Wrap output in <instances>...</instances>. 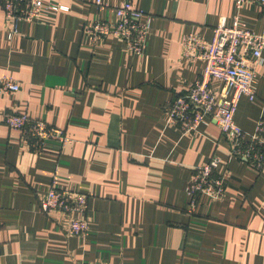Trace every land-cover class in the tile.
<instances>
[{"label":"crops","instance_id":"0c3cea01","mask_svg":"<svg viewBox=\"0 0 264 264\" xmlns=\"http://www.w3.org/2000/svg\"><path fill=\"white\" fill-rule=\"evenodd\" d=\"M50 1L68 9L21 23L17 36L0 4V77L21 86L0 95V264H264V170L230 157L216 123L189 136L167 119L168 104L205 70L183 56V37L210 41L236 15L259 34L264 3L237 12L234 0H131L153 17L145 53L131 55L118 37L94 46L84 33L99 17L95 0ZM109 7L102 16L114 20ZM256 96L242 98L235 115L247 133L264 118V64ZM12 114L65 129L73 141L59 154H35L4 123ZM215 154L230 174L227 196H204L191 216L187 183ZM54 181L88 196L82 238L40 210Z\"/></svg>","mask_w":264,"mask_h":264},{"label":"built area","instance_id":"2783aa9c","mask_svg":"<svg viewBox=\"0 0 264 264\" xmlns=\"http://www.w3.org/2000/svg\"><path fill=\"white\" fill-rule=\"evenodd\" d=\"M237 12L250 4L262 5L264 0H234ZM6 27L11 35L20 34L21 23L35 24L46 12L68 9L50 0H0ZM99 17L84 30L94 46L103 43L108 36L124 42L128 53L143 55L153 17L127 0L110 8L104 0H95ZM110 8L114 20H105L102 14ZM183 56L190 60H203L205 70L201 78L186 91L173 99L167 107V119L180 129L183 135L193 136L205 121L214 122L229 140V155L245 161L256 172L264 170V118L253 133H247L235 121L242 98L255 102L259 69L264 64V28L256 34L247 29L239 15L232 23L224 20L213 31L208 41L195 34L182 39ZM20 84L10 76L0 77V95L16 93ZM4 123L21 133L27 149L35 154H59L73 141L65 129L32 119L27 114L7 115ZM58 142L57 150L49 148V142ZM226 162L215 154L205 164L195 167L186 186L187 212L194 216L204 196L212 201L223 200L228 193L230 174L220 170ZM88 196L81 191H66L54 181L49 190L39 198L42 213L57 216L59 226L68 235L83 237L89 232ZM1 255V248H0ZM80 264H112L107 261Z\"/></svg>","mask_w":264,"mask_h":264}]
</instances>
